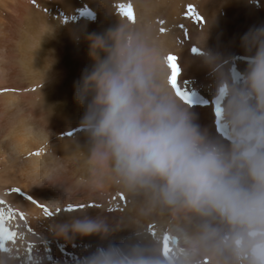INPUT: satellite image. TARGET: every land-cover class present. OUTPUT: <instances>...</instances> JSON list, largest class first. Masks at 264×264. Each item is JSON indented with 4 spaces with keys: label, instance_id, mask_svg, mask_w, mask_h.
Instances as JSON below:
<instances>
[{
    "label": "clouds",
    "instance_id": "obj_1",
    "mask_svg": "<svg viewBox=\"0 0 264 264\" xmlns=\"http://www.w3.org/2000/svg\"><path fill=\"white\" fill-rule=\"evenodd\" d=\"M92 64L75 85L79 129L95 182L112 183L136 205L134 226L104 215L70 217L60 235L96 236L77 264H264V25L241 37L245 68L204 44L226 138L202 127L169 87V50L150 23L117 17L86 37ZM165 217L152 236L145 222ZM126 236L112 239L116 233ZM169 237L165 254L164 237ZM0 250V264L17 253Z\"/></svg>",
    "mask_w": 264,
    "mask_h": 264
},
{
    "label": "bare ground",
    "instance_id": "obj_2",
    "mask_svg": "<svg viewBox=\"0 0 264 264\" xmlns=\"http://www.w3.org/2000/svg\"><path fill=\"white\" fill-rule=\"evenodd\" d=\"M128 3L135 22L150 23L159 44L178 57L181 87L211 99L215 76L197 59L200 51L191 49L201 50L207 37L206 48L236 74L246 66L241 37L264 25V0H0V209L5 214L2 227L17 234L6 246L22 257L31 245L33 258L45 264H77L86 246L99 238L57 234L56 225L70 217L101 214L122 227L138 220L132 198L112 183L95 182L78 127L84 108L74 99L75 85L92 64L86 37L115 26L117 17H123L119 5ZM189 5L205 23L185 15ZM166 71L168 77L167 66ZM191 109L202 127L216 132L213 104ZM14 188L22 191L12 192ZM25 194L50 209L86 207L45 217ZM165 219L155 217L145 226L154 225L156 232ZM127 234L121 231L112 239Z\"/></svg>",
    "mask_w": 264,
    "mask_h": 264
},
{
    "label": "snow or ice",
    "instance_id": "obj_3",
    "mask_svg": "<svg viewBox=\"0 0 264 264\" xmlns=\"http://www.w3.org/2000/svg\"><path fill=\"white\" fill-rule=\"evenodd\" d=\"M119 13L123 17H126L129 21H131L133 23L135 22L136 16H135V12L133 9V5L131 3H128L126 6L124 4L119 5ZM185 15L193 17L198 23L203 24L206 22L205 18L202 15L198 14L195 11L194 6H192V5L188 6ZM159 23L163 24L164 21L161 20V21H159ZM181 27H184V26L181 25ZM159 30L161 33L165 32L164 27H161ZM191 51L193 53H198L200 50L196 47H193L191 49ZM166 60H167V67L171 70V74L168 76V83H169L170 87L172 88V90H174L176 96L181 101H183L185 104L191 106L192 105V99H191V95H190L188 89L186 87H181L180 83L178 82L179 77L181 76V73H182L181 66L178 63V57L173 53H169L168 56L166 57ZM184 85H185V82H184ZM211 103L214 105V115L216 117V124L219 125L220 128L226 134L225 126L221 123L222 109L220 107V101H219V99H214ZM66 136H72V133L68 132L66 134ZM33 154L39 155L40 153L36 152ZM11 191L16 192V193H20L22 190L19 188H14ZM25 196H26L28 201H30L33 204H36L38 207L43 209V214L45 217H54V216L59 215L61 212L73 213V212H76L78 210H83L86 207L84 204H79V205L68 204V206L66 208L55 207L54 209H50L47 205L39 203L36 199H34V197L32 195L25 194ZM120 199L121 200L125 199V196L123 193H120ZM0 204H4V201L0 200ZM88 207H92V205H88ZM11 213H12V210L9 209V214L11 215ZM19 215H20V218L22 220L25 219L23 213H19ZM4 218H5L4 211H3V209H0V250L9 251L8 247L6 246V242L12 241L14 243L17 234L14 231H9L8 229L2 227ZM148 229H149V232L152 236L156 235V232L154 231V225H149ZM29 231H32V229H29ZM168 241H169V237L167 235H165V237H164L165 254H167V252L169 251ZM17 253H19V252L17 251ZM31 253H32V246L29 245L28 255L25 257L18 256L17 260L20 261V264H45V262L42 261L41 259H38V258L34 259ZM48 259H50V257Z\"/></svg>",
    "mask_w": 264,
    "mask_h": 264
}]
</instances>
